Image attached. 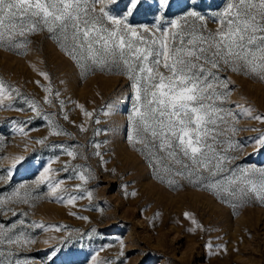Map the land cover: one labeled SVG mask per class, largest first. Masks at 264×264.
<instances>
[{"label": "rangeland", "instance_id": "rangeland-1", "mask_svg": "<svg viewBox=\"0 0 264 264\" xmlns=\"http://www.w3.org/2000/svg\"><path fill=\"white\" fill-rule=\"evenodd\" d=\"M203 2L215 3L219 10L226 4V0ZM123 4L124 0H117L108 5V10L120 13ZM202 14L211 16L214 10ZM171 18L175 17L165 20ZM152 20L143 15L130 18L134 26H151ZM207 27L215 29L217 25L209 19ZM28 41L21 48L0 45V82L9 91L14 88L20 93L15 101L4 98V107L0 108V200H4L3 207L25 214H0V222L10 225L25 219V225H18L17 231L36 239L23 250L17 249L19 258H28L31 264H264V205L252 201L233 208L210 192L193 187L184 177L162 170L157 174L147 156L138 150L140 146L127 139L133 95L128 78L98 71L82 78L75 62L47 32L37 31L28 36ZM41 72H46L48 79ZM222 75L232 81L226 106L235 111H240L235 105L250 107L255 114L264 115V81L231 71ZM36 81L45 87L51 85V105L44 99L49 94ZM55 92L65 103L63 114L69 116V121L63 119ZM25 98L35 100L42 112L50 114L63 134H53L55 129L27 108ZM9 102L25 111L8 109ZM78 105L93 112V117H85ZM108 105L115 107L112 114L105 115ZM30 118L27 135H23L17 130L18 123ZM95 119L100 123L95 124ZM81 124L86 131H80ZM236 127L264 132V124L248 118L239 119ZM260 132L228 133L234 141L246 145L228 153L239 157L229 166L264 170V148L249 142ZM41 139H45L44 144L37 143ZM97 143L101 145L99 149L93 146ZM61 145L74 148L78 155L72 158L63 154ZM97 150L106 163L95 155ZM57 156L59 161L54 159ZM49 161H53L55 169L69 165L68 172L56 173L58 180L65 181L58 192L67 188L84 198L67 204L47 196V186L36 181ZM80 171L92 178L81 182L77 178ZM170 178L178 182L177 186L168 184ZM77 184L80 190L75 188ZM85 190L92 191L90 199ZM6 197L27 198L28 203H9ZM193 219L197 224L192 223ZM33 222L45 227L30 226ZM209 243L211 249L207 247ZM104 245L110 247L100 251Z\"/></svg>", "mask_w": 264, "mask_h": 264}, {"label": "snow or ice", "instance_id": "snow-or-ice-1", "mask_svg": "<svg viewBox=\"0 0 264 264\" xmlns=\"http://www.w3.org/2000/svg\"><path fill=\"white\" fill-rule=\"evenodd\" d=\"M116 2L0 0V45L7 44L9 49L21 48L29 43V35L37 31L47 32L75 62L82 78L97 71L126 76L133 92L127 139L130 144L140 146L138 150L147 156L157 174L162 170L184 177L193 187L210 192L233 208L252 201L264 205V170L229 166L239 157L228 154L246 146L241 141H234L228 133L260 132L257 128H237L239 119L248 118L264 124V115L255 114L250 107L235 105L240 109L235 111L226 106L232 81L222 75L231 71L264 81V0H226L222 10L219 5L206 4L203 0H124L120 13L112 14L108 5ZM205 10H214V14L206 16L202 14ZM139 15L153 17L151 26H134L130 18ZM168 17L175 18L166 21ZM209 19L217 25L215 29L207 27ZM40 75L48 79L46 72ZM36 83L49 94L44 99L51 105V85L45 87L39 81ZM19 96L17 89L9 91L0 82V108L4 107V98L15 101ZM59 96L60 93L55 92L63 114L65 103L59 100ZM23 103L36 117L43 118L49 127L55 129L53 134H63L50 114L42 112L35 100L25 98ZM78 107L85 117H93V112L82 105ZM107 107L109 110L104 114H112L115 106ZM7 108L25 111V108H14L12 102ZM63 119L69 121V116L63 114ZM30 122L31 118L19 122L17 130L27 135L25 129ZM94 123L99 124L100 120L95 119ZM78 127L80 131L87 130L84 124ZM99 134L97 130L96 135ZM249 142L264 148V132L249 138ZM37 143L44 144L45 139ZM93 146L96 149L101 147L98 143ZM60 148L69 157L78 155L74 148L70 150L63 145ZM95 155L106 163L100 151L97 150ZM54 159L59 161L60 158ZM52 163L49 161L36 181L47 186V196L67 204L84 198L72 194L67 188L58 192L65 181L58 180L56 173L68 172L69 165L65 163L61 169H55ZM11 174L9 170V176ZM77 178L87 182L92 177L80 171ZM159 178L163 180L162 176ZM167 182L173 187L178 184L171 178ZM75 188L80 190L81 185L77 184ZM85 191L90 199L92 191ZM5 200L13 204L28 203L27 198L6 197ZM3 205L4 200H0L2 215L8 212L14 217L25 215ZM188 215L185 213L186 217ZM25 223V219H18L10 225L0 222V264H31L30 259L19 258L20 252L17 251L36 242L35 236L17 231L18 225ZM192 223L197 224L195 219ZM30 226L45 227L37 222ZM107 247L110 245L102 246L100 251ZM207 247L211 249L212 244ZM223 250L226 252V247ZM120 256H123L122 251ZM103 264L116 262L104 261Z\"/></svg>", "mask_w": 264, "mask_h": 264}]
</instances>
